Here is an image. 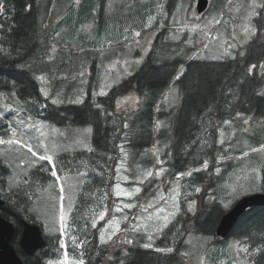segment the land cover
<instances>
[{"label":"rangeland","instance_id":"obj_1","mask_svg":"<svg viewBox=\"0 0 264 264\" xmlns=\"http://www.w3.org/2000/svg\"><path fill=\"white\" fill-rule=\"evenodd\" d=\"M144 1L149 6V25L174 29L173 38L188 34V43L197 47V58L224 59L233 56L239 45L258 31L256 17L264 0H211L202 15L196 12V0H177L172 17L162 0H52L48 8H43L40 21L47 27V47L53 50L45 62L47 69L36 77L42 99L23 103L14 92H0V158L11 167V180L16 186L29 177L25 186L34 191L37 184L32 180L39 181L26 213L42 227L47 243L54 249L52 259L42 264H85L88 234L94 236L95 226L100 224L99 243H112L113 249L133 241L154 246L185 206L192 213L199 208L196 199L190 200L193 193L186 191L181 173L174 179L161 180L152 195L137 202L135 197L142 186L162 175L164 169L140 167L142 173L133 177L127 160H120L115 166L110 209L104 190L107 188L93 180L96 171L92 167V127H59L40 115L48 100L55 105L80 103L89 89L94 96L105 94L135 72L158 34L145 32L142 37L138 18L145 10ZM63 59H78L73 68L80 78H68L74 85L66 82L58 86L56 78ZM30 62L33 65L34 59ZM93 68L99 69L97 87L93 86ZM164 95L161 103L175 105L179 86L171 85ZM138 104L139 96L134 92L118 100L119 110L136 109ZM238 117L240 120H227L219 129L223 153L216 173L220 177V200L226 210L243 196L264 193V117ZM79 152L87 154L83 157ZM33 172L38 176L34 178ZM130 180L135 184H128ZM17 230L12 240L15 247L22 236V228ZM186 236L179 264H255L242 238L218 240L197 233Z\"/></svg>","mask_w":264,"mask_h":264},{"label":"trees","instance_id":"obj_2","mask_svg":"<svg viewBox=\"0 0 264 264\" xmlns=\"http://www.w3.org/2000/svg\"><path fill=\"white\" fill-rule=\"evenodd\" d=\"M165 1L172 17L177 0H162V3ZM51 3L52 0H0V90L14 91L24 101L42 99L36 77L47 69L45 62L53 49L47 47V27L40 21V14ZM144 7L138 18L142 37L145 32L158 34L135 72L112 85L105 94L94 96L89 89L80 103L68 101L55 105L48 100L41 114L59 127H92L94 150L91 156L96 171L93 180L107 188L108 191L104 190L110 209L111 188L116 182L115 166L120 160H127L133 177L142 173L140 167L164 169L162 175L142 186L135 197L137 202L152 195L161 180L174 179L181 173L186 191L193 193L190 200L196 199L199 208L192 213L185 206L154 246L133 241L113 249L112 243H99L97 228L101 224L97 225L94 236L88 234L87 237L85 264H179L187 234H206L223 240L216 235L221 217L227 211L220 200V177L216 173L223 153V146L218 142L219 129L227 120H240L239 115L264 117V1L256 17L258 31L240 44L233 56L224 59L195 57L197 47L188 43V34L173 38L174 29L149 25L148 2ZM31 59H34L33 65ZM43 60L41 67L37 66ZM77 62L78 59L62 60L56 78L58 86L66 82L74 85V81L68 80L71 76L80 78L73 68ZM62 73L67 74L60 77ZM98 77L99 69L93 68L94 87L99 86ZM173 84L179 86L178 102L167 107L161 103L163 94ZM131 92L139 96L137 108L119 110L118 100ZM166 120L168 124L164 125ZM86 154L79 152V156ZM33 176L37 177L38 173L33 172ZM32 181L37 184L36 190L30 192L24 204L18 202L14 206L17 211L25 213L35 199L39 181ZM127 183L135 184L133 180ZM197 188L201 191H196ZM2 215L11 220L16 229L22 228L18 212L10 209ZM229 237L242 238L255 264H264V206L248 209ZM58 239L55 237L57 243ZM169 248L171 251L164 250ZM16 249L24 264H42L43 260L52 259L54 250L46 238L45 244L32 256L22 250L20 243Z\"/></svg>","mask_w":264,"mask_h":264},{"label":"water","instance_id":"obj_3","mask_svg":"<svg viewBox=\"0 0 264 264\" xmlns=\"http://www.w3.org/2000/svg\"><path fill=\"white\" fill-rule=\"evenodd\" d=\"M210 0H197L196 10L203 13L209 7ZM264 206V193L243 196L221 217L216 234L221 238L229 237L239 218L251 207ZM16 234L15 226L0 214V264H24L16 248L12 244ZM45 243L40 225L24 222L20 240L23 251L33 255Z\"/></svg>","mask_w":264,"mask_h":264},{"label":"flooded vegetation","instance_id":"obj_4","mask_svg":"<svg viewBox=\"0 0 264 264\" xmlns=\"http://www.w3.org/2000/svg\"><path fill=\"white\" fill-rule=\"evenodd\" d=\"M4 91L5 90H0V92H4ZM11 92L13 93L14 91ZM14 93L16 94V92ZM19 99L23 103H26V101L22 100L21 98ZM25 178L26 180L28 179V181L30 179L29 177H25ZM28 181H26L25 183L18 184L17 187L16 184L11 180V167H8L6 163L3 162V160L0 158V213L7 214V211H10V209L13 212L14 211L18 212L21 218L20 224H22V228L24 227V220L27 219V213L26 212L24 213L22 211H17V209L14 208V206L17 205L18 202L24 204V202L29 197L28 195H30L31 187L26 188L27 186H25L27 185V183H29ZM20 228L21 227H19V229Z\"/></svg>","mask_w":264,"mask_h":264},{"label":"snow or ice","instance_id":"obj_5","mask_svg":"<svg viewBox=\"0 0 264 264\" xmlns=\"http://www.w3.org/2000/svg\"><path fill=\"white\" fill-rule=\"evenodd\" d=\"M247 30V29H246ZM42 159H48V160H51V157H42ZM207 165L205 164V167H206ZM53 167H55V165L53 164ZM53 175H55V173H53ZM148 175L150 176L151 175V173H148ZM188 175H191V173H188ZM197 191H199V189L197 188L196 189ZM192 207V205H190V208ZM179 209H177V211H178ZM165 220L167 221V217H165ZM168 251H171V249H168ZM65 259H67V253H65ZM81 264H82V262H81Z\"/></svg>","mask_w":264,"mask_h":264}]
</instances>
